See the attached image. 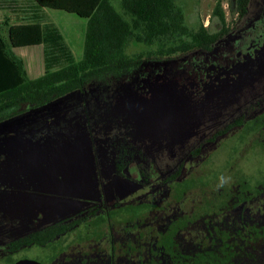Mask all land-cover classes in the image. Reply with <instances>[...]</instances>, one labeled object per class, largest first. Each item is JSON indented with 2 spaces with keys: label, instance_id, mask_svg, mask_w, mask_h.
I'll return each instance as SVG.
<instances>
[{
  "label": "rangeland",
  "instance_id": "rangeland-1",
  "mask_svg": "<svg viewBox=\"0 0 264 264\" xmlns=\"http://www.w3.org/2000/svg\"><path fill=\"white\" fill-rule=\"evenodd\" d=\"M176 1L189 27L197 28L203 23L210 31L221 27L218 16L213 14L220 1L227 30L213 47L211 59L201 50L169 56L166 62L172 72L184 67V59L194 64L209 60L228 67L239 62L242 54L247 59L255 58L258 52L254 49L264 43V0H250L242 16L231 9L230 0ZM111 2L122 12L120 0ZM44 9L60 28L76 59L81 58L87 18L51 6ZM5 15L6 11H0V22ZM0 47H5L2 38ZM145 48L143 43H131L127 50ZM12 51L23 58L30 77L43 73L40 44ZM256 70L258 80L232 96H224L222 89L214 87L217 81L207 88L208 82H203L195 90L197 94L184 96L190 100L174 102L159 94L160 100L140 104L143 102L136 103L129 95L133 89L127 83L135 78L127 73L92 80L82 89L47 103H22L5 111L0 115V264L47 262L57 244L15 249L12 242L54 222L76 220L83 228L84 218L107 214L108 209L125 204L123 201L133 199L137 193L138 199L143 190L157 192V179L175 173L177 168L181 170L178 178L192 185L188 192L202 202L206 194L224 189L241 175L252 181L263 176L264 152L252 143L253 135L247 127L235 125L224 130L228 123L239 118L243 122L250 120L264 109V66ZM200 75L197 71H179V77L188 79ZM171 76L166 85L179 93L182 88H173ZM125 175L135 180L149 179L134 196L108 198L107 192H117ZM185 204L188 210L197 206V202ZM45 207L48 214L42 216ZM37 211L38 216L32 218ZM120 214L125 216L124 212ZM73 235L68 236V242ZM62 239L64 236L58 240ZM82 241L79 246L89 247ZM71 245L59 261L68 263L70 254L77 253L78 249Z\"/></svg>",
  "mask_w": 264,
  "mask_h": 264
},
{
  "label": "trees",
  "instance_id": "trees-1",
  "mask_svg": "<svg viewBox=\"0 0 264 264\" xmlns=\"http://www.w3.org/2000/svg\"><path fill=\"white\" fill-rule=\"evenodd\" d=\"M249 1L230 0V7L242 16L247 12ZM120 3L122 12L111 0H58L61 8L87 18L82 56L76 59L60 28L37 0H0V11H6L0 22V38L5 44L0 47V115L22 103H47L82 89L92 80L111 75L119 77L128 73V77L139 78V82L133 80L127 84L133 89L129 95L136 103L143 102L140 104L149 99L160 100L159 94L174 102L190 100L184 96L197 94L195 90L203 82H208L207 88L217 81L214 87L222 89L224 96H232L258 80L254 72L264 66V43L254 49L258 52L255 58L247 59L242 54L239 62L228 67L209 60L194 64L184 59V67L172 72L166 62L176 54L185 56L201 50L210 57L214 53L213 47L227 30L220 1L213 9L221 23L216 31H210L203 23L197 28L189 27L176 0H120ZM131 43H143L147 48L128 52ZM36 44L42 46L43 73L30 77L23 58L16 56L12 48ZM182 69L197 71L202 76L179 77ZM169 76L173 88L181 87L182 91L177 93L166 85ZM263 113L264 109L244 122L236 119L224 130L235 125L246 126L247 132L253 135L252 143L264 152ZM180 171L177 168L175 173L157 179V192L143 190L138 199L137 193L133 199L123 201L125 204L108 209V215L124 212L125 216H161L149 222L125 220L123 263L264 264V175L255 181L241 175L224 189L206 194L207 199L202 202L196 196L195 201L188 192L192 185L178 178ZM146 177L135 180L125 175L120 189L108 191L107 197L134 196L148 182ZM185 202H197V206L188 210ZM154 209L157 211L151 213ZM45 210L42 216L48 214L49 209L45 207ZM83 221L84 226L94 223L89 218ZM78 223L76 220L50 223L15 239L12 246L18 249L26 245L54 244L58 237L76 229Z\"/></svg>",
  "mask_w": 264,
  "mask_h": 264
},
{
  "label": "flooded vegetation",
  "instance_id": "flooded-vegetation-1",
  "mask_svg": "<svg viewBox=\"0 0 264 264\" xmlns=\"http://www.w3.org/2000/svg\"><path fill=\"white\" fill-rule=\"evenodd\" d=\"M37 216H33L32 218L35 219ZM157 218H161V216L94 215L91 218L89 217V220H93L94 223H90L89 226H82L83 228L78 226L76 229L64 233L62 241L58 240L60 238L58 237L57 241L54 242L58 246L54 248L55 253L49 259L50 262L49 260L47 262L36 261L29 264H123L125 220L144 219L149 222V220L155 221ZM72 234H74L72 236L73 240L68 242L67 238ZM82 240H85V244L88 243L89 247L84 248L83 246H79L83 242ZM67 242L69 245L73 242V245H71L73 249H78L77 253L74 254L72 252L70 254L68 263L58 260L61 254L70 249ZM9 264H25V262L21 260Z\"/></svg>",
  "mask_w": 264,
  "mask_h": 264
},
{
  "label": "crops",
  "instance_id": "crops-1",
  "mask_svg": "<svg viewBox=\"0 0 264 264\" xmlns=\"http://www.w3.org/2000/svg\"><path fill=\"white\" fill-rule=\"evenodd\" d=\"M42 6L43 8L44 7H48V6H51V7H54V8H60V9H63L61 8L59 5H58V0H37ZM66 10V9H64ZM66 11H69V12H72L70 10H66ZM75 13V12H73ZM76 14V13H75ZM28 71V69H27ZM29 73V72H28Z\"/></svg>",
  "mask_w": 264,
  "mask_h": 264
},
{
  "label": "water",
  "instance_id": "water-1",
  "mask_svg": "<svg viewBox=\"0 0 264 264\" xmlns=\"http://www.w3.org/2000/svg\"><path fill=\"white\" fill-rule=\"evenodd\" d=\"M30 262H25V264H29ZM32 264V263H31Z\"/></svg>",
  "mask_w": 264,
  "mask_h": 264
}]
</instances>
